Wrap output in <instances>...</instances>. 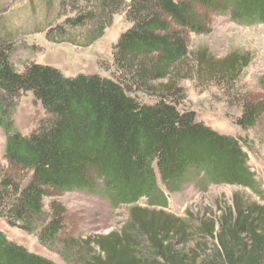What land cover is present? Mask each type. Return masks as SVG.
<instances>
[{"label":"trees","instance_id":"trees-1","mask_svg":"<svg viewBox=\"0 0 264 264\" xmlns=\"http://www.w3.org/2000/svg\"><path fill=\"white\" fill-rule=\"evenodd\" d=\"M207 12L228 14L238 24H264V0H85L48 31L54 33L51 41L63 40L66 27L90 24L91 45L115 15L125 14L131 26L114 46L111 77H68L37 62L20 70L15 57L23 44L0 29L4 157L12 170L30 174L23 183L0 174V215L9 226L35 234L65 264H264L263 205L236 195L229 212L196 227L192 216L166 211L168 198L160 186L178 192L199 176L203 186L228 184L260 194L243 141L180 107L181 82L212 83L230 96L250 63L247 54L217 59L201 50L190 64L188 33L209 32ZM27 92L45 116L24 135L13 114ZM262 108L243 102L237 126L253 128ZM71 191L100 192L115 207L129 206L128 222L107 235L59 240L66 209L52 201L47 215L44 201L51 192ZM142 200L146 207L139 206ZM195 238L212 244L201 261L194 249L185 248ZM0 264L57 263L0 230Z\"/></svg>","mask_w":264,"mask_h":264},{"label":"rangeland","instance_id":"rangeland-1","mask_svg":"<svg viewBox=\"0 0 264 264\" xmlns=\"http://www.w3.org/2000/svg\"><path fill=\"white\" fill-rule=\"evenodd\" d=\"M85 5V0H0V29L13 35L20 47L15 57L18 69L30 62L50 64L60 69L65 76L78 74H100L111 77L114 71L113 51L121 33L130 26L125 14L114 16V21L105 34L91 43V25L66 27L63 40L51 41V28L61 25L67 16ZM204 11V10H203ZM202 12V9H201ZM206 33H188L190 48L189 62L193 65L197 54L206 50L208 55L222 59L231 53L247 54V66L234 84L230 96L212 83L198 80L181 82L184 88L180 107L193 109L198 118L220 133L239 137L248 152L249 163L261 185L260 194L249 189L242 190L228 184H208L203 186L199 176H195L178 192L170 193L160 183L168 198L166 211L177 217L192 216L195 226L202 222L217 220L224 212H229L236 195L244 202H256L264 206V24L243 25L235 23L228 14L207 12ZM203 16L205 13L202 14ZM205 18V17H204ZM51 33V35H50ZM90 41V42H89ZM158 80L155 83H164ZM144 101L153 99L139 94ZM243 102L261 105L262 116L251 129L242 130L236 124ZM45 116L41 104L31 92L24 93L18 100L13 120L18 131L27 135L32 132ZM246 140V141H244ZM5 134L0 127V174L13 175L19 183L28 180L30 174L14 171L4 157ZM66 209L64 230L59 240L65 237L88 239L121 231L129 220L130 207H115L102 193L87 191L51 192L45 198V211L50 214V204ZM146 207L145 200L139 204ZM0 230L9 239L26 246L30 251L43 255L57 264H65L54 251L42 245L35 234H27L19 228L11 227L0 215ZM212 244L192 239L185 244L187 250L194 249L203 260Z\"/></svg>","mask_w":264,"mask_h":264}]
</instances>
